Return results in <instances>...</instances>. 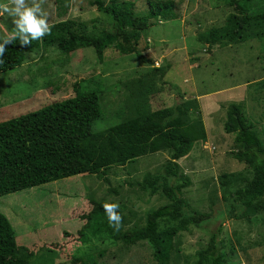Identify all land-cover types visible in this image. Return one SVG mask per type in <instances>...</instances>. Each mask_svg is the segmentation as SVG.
<instances>
[{"label":"rangeland","instance_id":"obj_1","mask_svg":"<svg viewBox=\"0 0 264 264\" xmlns=\"http://www.w3.org/2000/svg\"><path fill=\"white\" fill-rule=\"evenodd\" d=\"M110 1L132 3L135 15L146 12L147 2H172L174 8L169 20L152 21L126 41L102 12ZM231 1L246 15L264 13V0ZM41 7L49 25L72 22L75 32L103 33L108 44L101 61L92 48L27 53L19 67L0 74V122L72 97L78 87L97 93L101 115L92 132L142 111L194 102L205 141L175 162L173 179L189 211L206 218L174 235L168 264L196 263L213 235L225 264H264V210L253 213L232 202L251 170L233 159L232 136L223 130L225 109L235 105L264 148V26L249 24L243 42L209 45L208 31L225 29L237 15L227 0H45ZM17 18L0 16V39L14 32ZM155 69L166 72L159 76ZM166 161L167 152L159 151L113 165L104 179L82 174L0 195V214L16 245L33 253L29 264H155L150 246L130 243L127 231L143 227L147 212L168 204L160 192L149 193L145 181L163 173ZM90 200L119 205V231L105 214L81 218L90 212ZM165 225L159 222L160 229Z\"/></svg>","mask_w":264,"mask_h":264},{"label":"trees","instance_id":"obj_2","mask_svg":"<svg viewBox=\"0 0 264 264\" xmlns=\"http://www.w3.org/2000/svg\"><path fill=\"white\" fill-rule=\"evenodd\" d=\"M227 2L233 5L237 15L226 22V30L208 31L209 45L220 41L243 42L249 24L264 26V13L246 15L231 0ZM132 6L130 2L110 1L102 8L115 24V35L126 41L137 39L140 31L151 26L152 21L169 20L174 8L172 2H147L146 12L135 15ZM50 26L51 34L33 40L29 46H21L19 39L6 45L5 53L0 56L3 61L0 74L19 67L24 56L39 47L55 46L62 54L92 48L97 60L101 61L108 44L103 33L95 37L79 34L73 30L72 22ZM126 29L131 32L127 33ZM118 50L122 54L132 52L131 48ZM154 72L163 76L166 69H155ZM225 114L223 130L232 136L236 148L232 157L251 170L250 179L233 193L231 200L253 213L264 210L261 201L264 197V148L254 131L244 124L237 106L229 105ZM100 115L97 93L78 87L72 97L0 122V195L82 174L104 179L106 170L113 165L166 151L163 173L145 181L149 193L160 192L168 204L147 212L144 226L129 229L127 236L132 244L146 242L152 249L155 264H168L174 235L188 226H198L206 218L189 211L173 179L177 171L175 162L185 157L196 142L205 141V130L196 106L194 102L186 101L155 111H142L106 130L92 132L91 125ZM89 203L91 210L82 219L107 216L103 208L106 202L90 200ZM161 221L166 225L160 229ZM211 237L206 249L197 254L194 264H225L220 244L214 241V235ZM32 257L33 253L27 248L16 245L8 221L0 214V264H29Z\"/></svg>","mask_w":264,"mask_h":264},{"label":"clouds","instance_id":"obj_3","mask_svg":"<svg viewBox=\"0 0 264 264\" xmlns=\"http://www.w3.org/2000/svg\"><path fill=\"white\" fill-rule=\"evenodd\" d=\"M44 2L45 0H31L29 6L27 0H8V3L0 4V16L7 13L11 17H18L13 20L16 25L14 32L0 43V56L5 53V46L16 39H19L21 46H29L33 40H40L46 34H51V26L47 22L48 14L41 7ZM103 208L108 216L109 226L119 231L122 223V216L117 211L119 205L105 203Z\"/></svg>","mask_w":264,"mask_h":264}]
</instances>
